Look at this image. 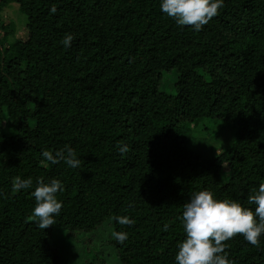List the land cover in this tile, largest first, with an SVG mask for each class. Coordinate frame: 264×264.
I'll use <instances>...</instances> for the list:
<instances>
[{"label": "trees", "instance_id": "obj_1", "mask_svg": "<svg viewBox=\"0 0 264 264\" xmlns=\"http://www.w3.org/2000/svg\"><path fill=\"white\" fill-rule=\"evenodd\" d=\"M10 3L25 24L16 33L0 22V264H66L54 245L61 231L75 247L106 231L119 264H175L185 235L178 217L193 192L255 208L264 0H224L199 32L162 13L160 0H0V10ZM223 131L228 147L197 149ZM65 145L79 168L41 157ZM17 177L33 188L15 190ZM37 178L64 186L46 229L32 215ZM117 231L127 240L118 243ZM224 243L233 264H264V235L257 245L239 234Z\"/></svg>", "mask_w": 264, "mask_h": 264}, {"label": "clouds", "instance_id": "obj_2", "mask_svg": "<svg viewBox=\"0 0 264 264\" xmlns=\"http://www.w3.org/2000/svg\"><path fill=\"white\" fill-rule=\"evenodd\" d=\"M224 0H160V10L172 18L178 26H191L199 32L223 8ZM55 11V9H52ZM73 36L66 34L62 40L65 48L69 47ZM120 152L127 151V146H121ZM43 160L57 164L61 160L69 168H79L81 160L75 150L65 145L64 149L50 151L42 150ZM33 188V179L17 177L14 189L26 190ZM63 183L58 179L45 182L37 178L34 190L31 192L35 200L32 215L37 226L46 229L55 224V217L60 215L62 201L57 199V193L63 192ZM248 203L254 204L251 209L239 202L224 198L218 199L208 190L193 192L183 205L180 217L184 239L177 244L175 264H233L225 251L224 243L237 234L242 235L251 245H257L264 235V183L258 185L253 194L248 196ZM114 220L120 225H132L134 221L128 216H116ZM167 228V226H165ZM118 243L128 238V233L117 231L113 233Z\"/></svg>", "mask_w": 264, "mask_h": 264}, {"label": "rangeland", "instance_id": "obj_3", "mask_svg": "<svg viewBox=\"0 0 264 264\" xmlns=\"http://www.w3.org/2000/svg\"><path fill=\"white\" fill-rule=\"evenodd\" d=\"M17 9L16 4L10 3L0 10V22L5 26L13 25L16 33L21 32V26L25 24L24 16L17 14ZM23 33L24 31H22V34ZM218 135L219 137H216L218 142H204V144H200L197 149L200 150L202 154L208 155L211 152V148H214L215 152L218 153L220 151V146L225 148L231 144L233 136L230 131L219 132ZM106 227H110L109 220L102 225V228ZM65 233V231H61L60 235L54 238V245L63 257V260L66 261V264H93L94 258L103 259L105 256H107L106 260L108 264H119L117 258L113 255V251L111 249L110 251L105 249L106 244L104 241L107 237L106 231L100 233L98 238L92 243H89V245L75 242L76 247L67 238Z\"/></svg>", "mask_w": 264, "mask_h": 264}]
</instances>
